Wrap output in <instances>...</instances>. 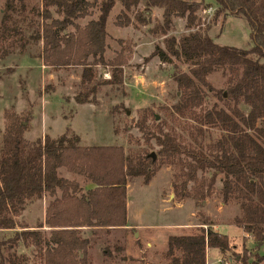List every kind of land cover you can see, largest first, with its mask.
<instances>
[{
  "label": "trees",
  "instance_id": "16d2710c",
  "mask_svg": "<svg viewBox=\"0 0 264 264\" xmlns=\"http://www.w3.org/2000/svg\"><path fill=\"white\" fill-rule=\"evenodd\" d=\"M213 2L215 17L234 15L246 20L252 42L248 48L219 45L205 32L192 30L200 25L198 12L206 7L204 0H101L98 17L83 26L76 21L90 15L88 0H4L2 56L12 44L22 52L30 41H41L39 56L46 65L83 66L79 87L86 91L75 95L78 104L95 103L98 83L93 84L90 67L104 63L106 20L119 3L115 21L119 27L131 24L132 13L140 24L148 22L137 10L140 4L144 11L162 9L161 22L152 32L164 36V48L156 46L153 55L161 62L175 59L189 65L187 72H176L172 77L180 93L173 105L175 112L183 115L186 110L193 111L209 91L223 105L215 102L196 118L200 124L220 131L219 137L207 145L194 139L193 147H188L167 132L153 135L159 145V162L150 152L125 154L121 146H81L78 136L69 129L57 138L44 136L28 141L24 137L26 120L5 111L0 145V232L14 233L0 237V264H23L26 257L17 259L14 255L19 240L24 244L30 241L43 264H89L90 240L79 228L124 226L128 178L142 177L147 183L160 166L174 163L180 154L188 158L183 161L186 178L180 183L182 191L198 171L209 173L208 188L222 175V201L237 202L239 215L233 223L255 241L256 250L243 251L240 264H264V251H258L264 244V0ZM173 18H183L189 32L179 38L168 36ZM88 57L91 62H87ZM109 65L122 64L114 60ZM218 70L228 73L224 90L214 89L206 80L208 74ZM120 72L114 69L106 83L121 81ZM240 104L248 107L247 113ZM198 131L202 133L200 128ZM59 168L82 176L96 187L77 197V183L60 177ZM56 190L61 196L48 204L44 219L52 229L41 231L40 223L35 229L22 226L17 231L15 217L26 204L45 193L53 196ZM206 248L223 254L230 250L229 238L211 227H199L191 234L168 236L164 256L167 264H206Z\"/></svg>",
  "mask_w": 264,
  "mask_h": 264
},
{
  "label": "rangeland",
  "instance_id": "374dc122",
  "mask_svg": "<svg viewBox=\"0 0 264 264\" xmlns=\"http://www.w3.org/2000/svg\"><path fill=\"white\" fill-rule=\"evenodd\" d=\"M88 1L90 15L76 21L82 26L99 14L101 0ZM3 3L4 0H0V20ZM204 3L206 7L198 12L200 25L192 30L205 32L219 45L238 48L251 45L250 30L243 17L228 15L224 19L221 14L215 17L213 0H204ZM120 9V4L116 3L106 20L104 63L90 67L93 84L98 83L95 103L78 104L74 100L79 91H86L79 87L83 66L46 65L39 56L41 41H30L22 52L17 44H12L3 56L4 48H0V145L5 111L14 112L26 120L24 134L27 138L40 134L44 125L45 136L54 138L69 129L78 136L79 145L121 146L125 154L150 152L158 162L156 152L159 145L153 135L170 133L177 142L188 147H193L194 139L207 145L219 137V130L200 124L196 119L213 103L223 105L212 91L207 92L203 102L193 111L186 110L180 115L173 110L180 93L172 77L176 72H187L189 65L175 59L171 63L161 62L157 55H153L156 46L164 48V36L152 32L153 27L161 22L162 9L154 7L144 11L140 4L137 10L148 22L140 24L132 13L129 14L131 24L119 27L115 21ZM187 32L185 20L173 18L167 35L179 38ZM114 60L122 65H109ZM91 61L92 58L88 57L87 62ZM114 69L121 70V81L106 83ZM227 78L228 73L220 70L206 76L216 90L225 89ZM239 107L244 113L248 112L247 106L240 104ZM184 159L188 158L183 154L176 155L174 163L160 166L147 183L142 177L128 178L129 224L132 227L126 230L112 229L115 227L81 230L82 235L90 240L89 264H167L164 252L168 236L197 232L199 227L204 230L211 227L229 238V251L223 254L214 248L206 251L207 264H240L243 251L256 250L252 235L244 236L246 233L242 228L233 223L234 217L239 215L237 202L233 199L227 203L222 201V175H218L208 188L209 173L198 171L182 191L180 183L186 178ZM39 200L27 203L21 214L15 217L17 231L22 230V226L30 229V226L41 223ZM165 224L174 225L173 228L157 227ZM13 233L14 230L2 231L0 237H10ZM36 250L30 241L24 244L19 240L14 255L17 259L25 256L23 264H43ZM258 251H264V244Z\"/></svg>",
  "mask_w": 264,
  "mask_h": 264
},
{
  "label": "crops",
  "instance_id": "0c3cea01",
  "mask_svg": "<svg viewBox=\"0 0 264 264\" xmlns=\"http://www.w3.org/2000/svg\"><path fill=\"white\" fill-rule=\"evenodd\" d=\"M90 104V103H89ZM44 132V135H43ZM38 135V136H37ZM37 135H30L29 138H27V134H24V137L28 140V141H35L37 137L42 139L45 136V125H44V130H42V132L40 134ZM50 138H54V137H50ZM38 139V138H37ZM82 146V145H81ZM65 171V173H62V171ZM58 175L62 178H65L67 180L70 181H75L78 185L75 195L78 197L80 194L85 193L86 191L90 190V189H94L96 186L89 182L84 180V178L82 176H78V175H74L72 173L67 172L64 168H59L58 170ZM70 192V190H69ZM128 189H127V184L125 186V208H126V222L124 226H118L112 229H122V230H126L131 228L132 226L129 224V195H128ZM61 196V191L60 190H56V193L53 196L48 195L47 193L43 194L42 199L40 198V204H41V224H43L42 230L48 231L51 230V227L46 226V224L44 223V219H45V210L46 207L48 206V204L53 201L55 198H59ZM38 200V199H36ZM34 201V200H33ZM32 201V202H33ZM174 224H165V225H157V227H165V228H173ZM37 225L34 226H30V229H35ZM146 228H150L151 225H145ZM199 227V226H198ZM40 228V229H41ZM85 228L88 227H80V230H84ZM110 227L108 229H111ZM190 228V227H189ZM91 229V228H90ZM216 231V230H215ZM191 232V231H190ZM190 232H182L179 234H170L171 235H181V234H191ZM218 232V231H217ZM194 233V232H193ZM244 236H248L247 234H244ZM206 251L208 252V248H206ZM207 252H206V264H207ZM218 253H220L218 251Z\"/></svg>",
  "mask_w": 264,
  "mask_h": 264
},
{
  "label": "water",
  "instance_id": "95a60500",
  "mask_svg": "<svg viewBox=\"0 0 264 264\" xmlns=\"http://www.w3.org/2000/svg\"><path fill=\"white\" fill-rule=\"evenodd\" d=\"M223 95L225 96V93H223ZM152 156H154L153 154H151Z\"/></svg>",
  "mask_w": 264,
  "mask_h": 264
}]
</instances>
